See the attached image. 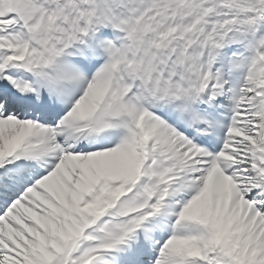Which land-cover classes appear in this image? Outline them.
Wrapping results in <instances>:
<instances>
[{
	"label": "snow or ice",
	"instance_id": "obj_1",
	"mask_svg": "<svg viewBox=\"0 0 264 264\" xmlns=\"http://www.w3.org/2000/svg\"><path fill=\"white\" fill-rule=\"evenodd\" d=\"M0 264H264V0H0Z\"/></svg>",
	"mask_w": 264,
	"mask_h": 264
}]
</instances>
